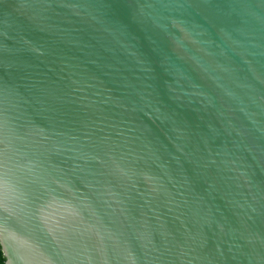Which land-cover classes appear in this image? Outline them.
<instances>
[{
  "label": "water",
  "instance_id": "obj_1",
  "mask_svg": "<svg viewBox=\"0 0 264 264\" xmlns=\"http://www.w3.org/2000/svg\"><path fill=\"white\" fill-rule=\"evenodd\" d=\"M6 264H264V0H0Z\"/></svg>",
  "mask_w": 264,
  "mask_h": 264
},
{
  "label": "trees",
  "instance_id": "obj_2",
  "mask_svg": "<svg viewBox=\"0 0 264 264\" xmlns=\"http://www.w3.org/2000/svg\"><path fill=\"white\" fill-rule=\"evenodd\" d=\"M0 264H6V258L4 257L1 244H0Z\"/></svg>",
  "mask_w": 264,
  "mask_h": 264
}]
</instances>
